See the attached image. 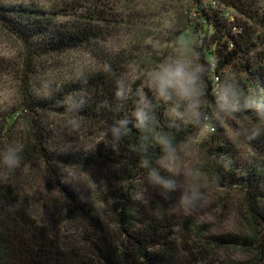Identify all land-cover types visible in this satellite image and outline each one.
Masks as SVG:
<instances>
[{
	"label": "trees",
	"instance_id": "trees-1",
	"mask_svg": "<svg viewBox=\"0 0 264 264\" xmlns=\"http://www.w3.org/2000/svg\"><path fill=\"white\" fill-rule=\"evenodd\" d=\"M212 1L233 11L236 18L243 21L229 23L211 5L202 6L198 0L193 2L197 9L189 20V27L193 38L198 40L200 62L207 70L204 111L210 120L207 118L203 123L215 125L214 118H217L264 126L263 0ZM109 10L107 5L96 4L93 0H72L52 12L34 9L31 5H0L1 25L26 46L25 52L31 61L87 48L95 49L101 61L95 70L59 85L47 98H32L29 93L23 95L20 112L28 117L29 126L20 143L23 147L20 164L42 163L49 188L63 201L64 213L51 220H47L44 213L42 217L35 216L34 208L38 206L35 199L0 180V264H214L212 258H202L201 251L197 253L198 259L194 258L186 243L177 240L176 225L165 216L150 211L132 214L129 188L122 194L120 211L123 242L119 247L110 244L91 203L65 181L64 171L72 166L108 165L119 170L140 171L147 176V171L140 167L141 158L147 155L154 166L159 160L158 147L153 141H146L135 128L121 140L118 150L111 145L109 126L119 118L131 119L140 96L153 101L154 98L142 84H128L123 65L103 51L101 44L113 32L107 17ZM57 17L66 19L58 20ZM204 26V35L200 38ZM4 69L5 64L0 60V72ZM120 80L130 89L123 100L116 96ZM225 81L235 82L250 103L233 116L215 117L212 115L215 89L218 83ZM50 115L66 123L93 128L96 134L90 149L77 152L59 148L55 140L59 135L45 122ZM155 115L157 130L168 132L178 145L192 136L191 124L169 126L163 106L156 108ZM42 116L45 124L38 123ZM3 130L0 128V139L7 132ZM65 135L66 132L61 137ZM144 145L147 152L141 151ZM228 149L226 145L212 149L215 163L211 171L220 186L243 192L247 217L254 232L246 243L254 252L264 255V157L248 168L237 167L232 164ZM260 150L263 154L264 149L260 147ZM40 207L47 211V205ZM72 218L80 221L82 230L62 233L64 223ZM216 243L229 244L230 241Z\"/></svg>",
	"mask_w": 264,
	"mask_h": 264
},
{
	"label": "rangeland",
	"instance_id": "rangeland-1",
	"mask_svg": "<svg viewBox=\"0 0 264 264\" xmlns=\"http://www.w3.org/2000/svg\"><path fill=\"white\" fill-rule=\"evenodd\" d=\"M71 1L0 0V5H31L34 9L52 12ZM93 1L110 9L107 17L113 32L101 47L107 57L123 65L128 84H142L151 92L149 74L170 56L194 60L202 65L198 40L193 38L189 27V20L197 9L193 3L195 0ZM198 1L202 6L216 8L224 20L232 23L225 16L227 9L212 0ZM232 15L234 21H243L236 18L238 16L234 12ZM204 28L200 38L204 35ZM25 47L0 23V60L5 64V69L0 72V128L7 130L0 139V147L13 141L20 144L25 138L29 119L20 112L24 93H29L32 98H47L59 85L95 70L101 62L97 51L91 48L42 56L31 61ZM206 58L212 61L209 55ZM45 122L59 135L55 139L59 148L77 152L89 150L90 142L95 138L93 128L81 127L70 121L66 123L55 115L46 117ZM45 122L42 116L38 123ZM214 122L215 125L209 122L192 125V136L179 145L180 174L171 177L168 171L161 169L162 175L171 177L176 183V190L167 196L160 195L140 171L119 170L108 165L72 166L64 171L65 181L91 203L110 244L119 247L123 242L120 211L122 194L129 188L132 214L135 211H150L160 217L165 216L176 225L177 240L186 243L194 258L198 259L197 253L201 251L203 254L200 256L212 258L214 264H264V255L254 252L252 246L246 243L254 232L247 217L243 192L238 188L220 186L211 171L215 163L212 149L222 148V145L229 148L232 164L237 167L248 168L263 158L260 147L264 149V126L217 118ZM65 132L67 135L61 137ZM189 172L193 176H189ZM0 180L15 191L35 199L38 203L34 208L35 216L42 217L44 213L46 219L51 220L63 215V201L49 188L41 162L25 166L20 164L11 174L0 168ZM193 182L199 188L200 198L193 205L184 206L179 202L181 193L187 184ZM42 204L47 205L46 212L40 207ZM82 227L78 219L72 218L64 223L62 233H78ZM217 241L230 243L217 244Z\"/></svg>",
	"mask_w": 264,
	"mask_h": 264
},
{
	"label": "clouds",
	"instance_id": "clouds-1",
	"mask_svg": "<svg viewBox=\"0 0 264 264\" xmlns=\"http://www.w3.org/2000/svg\"><path fill=\"white\" fill-rule=\"evenodd\" d=\"M206 74L207 70L194 60L171 56L166 58L148 76V86L155 103L153 99L140 96L131 119L119 118L109 126L114 150H118L121 140L129 134L131 128H135L146 141L155 143L160 153L155 166L147 155L139 163L147 171V182L162 196L176 190V183L171 177L181 172L178 163L181 149L168 132L157 130L156 108H165L170 127L202 124L208 118L204 111L207 102L204 84ZM129 91L124 80L117 82L116 96L119 99H125ZM249 103L235 82H221L215 89L212 115L230 117L247 108ZM141 151L147 152V146H141ZM22 152V145L14 141L0 147V168L7 173H14L20 166ZM161 169L168 171L171 177L162 175ZM188 175L193 176L191 172ZM199 198V188L193 182L185 186L179 202L191 206Z\"/></svg>",
	"mask_w": 264,
	"mask_h": 264
},
{
	"label": "built area",
	"instance_id": "built-area-1",
	"mask_svg": "<svg viewBox=\"0 0 264 264\" xmlns=\"http://www.w3.org/2000/svg\"><path fill=\"white\" fill-rule=\"evenodd\" d=\"M232 13H233V11H231V10L225 11V16L229 17L231 19V21L234 20Z\"/></svg>",
	"mask_w": 264,
	"mask_h": 264
}]
</instances>
